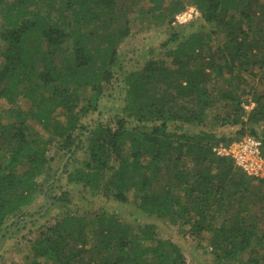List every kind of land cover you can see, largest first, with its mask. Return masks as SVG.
<instances>
[{"label":"trees","instance_id":"trees-1","mask_svg":"<svg viewBox=\"0 0 264 264\" xmlns=\"http://www.w3.org/2000/svg\"><path fill=\"white\" fill-rule=\"evenodd\" d=\"M148 3L145 10L137 0H0V102L15 116L0 122V231L45 180L54 161L49 148L74 154L84 139L81 168L69 176L74 184L98 191L109 174L104 198L131 200L143 215L188 226L191 235L210 233L217 264H264V232L257 233L264 205L252 223L245 216L251 179L213 152L250 135L264 154V40L253 30L255 19L263 22L259 0H192L202 23L214 28L171 34L158 46L162 57L123 77L125 117L113 127L84 126L110 83L118 44L130 35V14L164 25L185 8L180 0ZM21 100L24 111L16 109ZM28 119L47 136L30 132ZM235 127L233 137L214 132ZM154 230L150 224L136 234L106 214L71 215L37 232L25 264H186L180 248Z\"/></svg>","mask_w":264,"mask_h":264},{"label":"rangeland","instance_id":"rangeland-1","mask_svg":"<svg viewBox=\"0 0 264 264\" xmlns=\"http://www.w3.org/2000/svg\"><path fill=\"white\" fill-rule=\"evenodd\" d=\"M137 1L139 2V5H137L139 9L146 10L150 7L148 0ZM180 1L185 4L184 10L174 17L172 23H169L168 20L167 25H159L158 23H156L158 25H155L151 22L137 19V11L134 14H130L129 17L132 19L129 25L130 35L118 44V56L111 70L110 83L104 86L103 96L98 102V110L84 119L83 122L86 129L93 128L98 124L113 127L116 121L125 117L123 112L125 105L123 77L131 71L140 70L146 61L162 57L161 53L163 51L158 47L162 41L169 38L173 33L186 36L199 29L208 32L214 28L208 25L205 26L202 23L200 13L196 6L192 4V0ZM259 4L264 6V0H259ZM256 11L257 18H262L263 22L255 19L253 30L256 31L255 28L258 27L256 32L264 40V16H262V11ZM212 36L217 44L223 41V37L218 33ZM249 38H254V35H250ZM150 52H154V54L151 55ZM252 58L254 60L258 59L257 56ZM248 83L250 87H254L258 93L260 92L259 83L255 78L248 79ZM215 84L220 88L224 86V82L220 79ZM27 105L26 101L21 100L16 109L24 111L27 109ZM252 107H246V112H249ZM12 108L15 109L14 107ZM8 110L10 111V107L1 101L0 114H4ZM11 115L6 113L0 122L2 124L12 122L15 116ZM54 118L63 122L65 113L57 110ZM26 124L33 134H38L42 137L47 136L46 131L35 121L28 119ZM238 129L239 127L216 128L214 132L218 136L227 138L233 137ZM187 130L197 131L198 129L189 127ZM260 130L261 127L259 126L257 128L258 135H260ZM85 147L86 141L83 139L74 154L62 151L54 145L49 148L48 158H53L54 161L51 162L45 180L43 177L38 180L40 188H37L32 193L28 205L22 208L20 212L12 215L0 231V264H25L26 259L31 257V244L37 232L43 227L50 226L53 221H58L71 215L93 219L101 214L115 216L120 222L130 224L136 234H139V229H143L150 224L154 225L153 234H155V238L177 245L186 264H217L216 255L208 243L211 238L210 233L202 232L191 235L188 226L171 225L167 221H160L155 217L143 215L136 210L131 200L127 204H120L109 198H104L101 195L102 187L104 181L109 178V174L105 175L101 182L102 187L98 191H89V189L74 184L73 178H71L73 181H70V174L76 168H81V161L85 158ZM251 182V188H255V190L251 194H247L245 204H247L249 213L245 216L254 223L257 221L256 218L261 216V208L264 205L262 204L264 202L262 199L264 197V178L251 179ZM213 210L214 208L209 213L210 215H213ZM220 220L219 213L216 222L213 223L214 227L220 226ZM263 232L264 217L257 225V233L261 235ZM151 244L153 243L143 242L142 246H150ZM263 250L259 251L258 249L259 253H262ZM246 260L247 256H242V261L245 262Z\"/></svg>","mask_w":264,"mask_h":264},{"label":"built area","instance_id":"built-area-1","mask_svg":"<svg viewBox=\"0 0 264 264\" xmlns=\"http://www.w3.org/2000/svg\"><path fill=\"white\" fill-rule=\"evenodd\" d=\"M213 152L217 156L229 158L246 177L264 178V154L260 139L245 135L227 146L214 148Z\"/></svg>","mask_w":264,"mask_h":264}]
</instances>
